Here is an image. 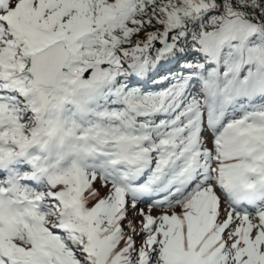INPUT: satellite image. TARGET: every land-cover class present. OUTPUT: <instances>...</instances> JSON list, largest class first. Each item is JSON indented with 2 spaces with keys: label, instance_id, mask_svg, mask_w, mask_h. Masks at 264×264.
I'll return each mask as SVG.
<instances>
[{
  "label": "snow or ice",
  "instance_id": "6c2138e0",
  "mask_svg": "<svg viewBox=\"0 0 264 264\" xmlns=\"http://www.w3.org/2000/svg\"><path fill=\"white\" fill-rule=\"evenodd\" d=\"M0 264H264V0H0Z\"/></svg>",
  "mask_w": 264,
  "mask_h": 264
}]
</instances>
